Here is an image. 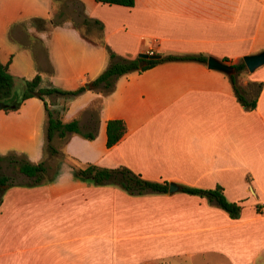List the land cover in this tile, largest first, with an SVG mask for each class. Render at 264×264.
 Here are the masks:
<instances>
[{
  "label": "crops",
  "instance_id": "crops-1",
  "mask_svg": "<svg viewBox=\"0 0 264 264\" xmlns=\"http://www.w3.org/2000/svg\"><path fill=\"white\" fill-rule=\"evenodd\" d=\"M71 1L100 22L101 32L89 27L96 35L85 39L70 22L50 26L52 0H0V63H9L13 77L39 75L41 87L74 91L107 68L106 48L126 60L159 54L227 64L264 51V0H135L131 8ZM227 76L176 61L119 77L107 96L90 85L74 98H45L63 122L77 120L95 137L54 135L56 156L65 159L52 177L5 191L0 264H264V65L240 80L262 84L252 111L239 104ZM109 120L127 129L111 148ZM46 124L38 98L17 112L1 109L0 156L46 162ZM65 155L179 189L134 196L97 186L74 177ZM181 187H220L240 207L239 217Z\"/></svg>",
  "mask_w": 264,
  "mask_h": 264
},
{
  "label": "trees",
  "instance_id": "trees-1",
  "mask_svg": "<svg viewBox=\"0 0 264 264\" xmlns=\"http://www.w3.org/2000/svg\"><path fill=\"white\" fill-rule=\"evenodd\" d=\"M102 5H116L131 8L134 6L135 0H94ZM53 14L47 22L52 27L60 26L70 22L85 39H90L82 31L83 28L96 27L100 32L102 25L100 22L88 18L82 10V5L78 1L71 0H52ZM98 43L102 45L99 37ZM109 55V64L107 68L91 82V87L98 94L107 96L113 92L116 80L132 72L142 73L159 64L176 62V61H196L204 65L207 64V58L203 56H174L166 55L160 60H148L143 67H139L141 59L126 60L117 57L109 48H106ZM222 62L228 63L227 60ZM9 63L3 65L0 63V103L4 104L3 111L5 113L17 112L22 104L30 98H38L43 101L44 109L47 114L46 124V143L45 157H54L58 151L52 146V138L58 135L59 138L65 139L69 134H78L87 140H93V133L81 132L78 121L63 122L58 113L53 112L45 102V98L60 95L65 98H74L85 92L84 87H80L74 91H62L52 87H41V77L37 75L32 80H23L13 77L8 72ZM234 68L235 73L228 75L234 95L241 106L252 111L256 108L257 100L262 90L261 83L249 82L247 85L240 84V80L246 74V67L243 61L236 64H228ZM20 83L22 85V93L19 99H13L14 89ZM126 125L122 120H109L106 124V147L111 148L117 144L126 133ZM74 165L72 166L73 175L79 180L90 181L97 186H117L130 195H145L149 193H168L169 182H154L144 179L141 175L136 174L126 167H118L113 169L102 168L92 163H81L78 160L65 155ZM3 163L15 166L19 173L29 179L28 183H15L14 178L3 175L0 172V206L5 191L13 186L25 185L36 186L44 180L47 173L45 161L37 164L29 162L24 156L10 153L6 156H0V170ZM180 191L188 195L199 196L206 199L210 203H215L221 209L226 211L230 218L237 219L240 214V207L236 204L226 201L223 191L220 187L214 190H200L195 188L181 187Z\"/></svg>",
  "mask_w": 264,
  "mask_h": 264
},
{
  "label": "water",
  "instance_id": "water-1",
  "mask_svg": "<svg viewBox=\"0 0 264 264\" xmlns=\"http://www.w3.org/2000/svg\"><path fill=\"white\" fill-rule=\"evenodd\" d=\"M138 58L141 59V62L139 63V67H143L146 61L160 60L162 56L159 54H139ZM242 61L246 67V70L249 73H253L255 72V70H257L258 68L264 65V51L257 54L244 56ZM207 67L211 70H216L226 75H232L235 73L234 68H232L230 65L212 57L207 59ZM85 88L87 90H90L91 87L90 85H85ZM3 107L4 104L0 103V110L3 109ZM178 189H179L178 186H176L175 184H170L168 187V191L170 193L177 192Z\"/></svg>",
  "mask_w": 264,
  "mask_h": 264
},
{
  "label": "rangeland",
  "instance_id": "rangeland-1",
  "mask_svg": "<svg viewBox=\"0 0 264 264\" xmlns=\"http://www.w3.org/2000/svg\"><path fill=\"white\" fill-rule=\"evenodd\" d=\"M83 33H85L88 37H91L92 35H96V31L94 29H89V28H83L82 27ZM21 84L19 83L17 86H20ZM22 87V85H21ZM17 88V87H16ZM14 89V92L16 90ZM14 94H17L15 92ZM65 157L63 155L60 156H55V157H50L46 156V166L49 168L48 172L45 174L44 179H48L52 177V175L55 173L57 170V166H59L60 161H64ZM71 165L73 166L74 163L71 162ZM0 172L3 175L9 176L10 178H14L15 183H28L29 179H27L25 176L21 175L18 171V169L15 166L8 165L7 163H3L1 166Z\"/></svg>",
  "mask_w": 264,
  "mask_h": 264
}]
</instances>
